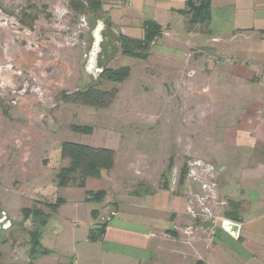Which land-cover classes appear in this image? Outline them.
<instances>
[{
	"label": "rangeland",
	"instance_id": "rangeland-1",
	"mask_svg": "<svg viewBox=\"0 0 264 264\" xmlns=\"http://www.w3.org/2000/svg\"><path fill=\"white\" fill-rule=\"evenodd\" d=\"M100 1L109 10L78 11L87 0H0V220L6 217L0 222V264H63L70 260L72 245L67 232L58 234L56 230L69 227L83 191L57 188L55 175L68 164L61 156L64 142L116 152L118 167L113 174L95 180V188L113 186L132 194L169 186L183 195L191 187L192 200L197 203L195 228L205 214L200 198L207 196L209 219L227 210L217 193L216 160L201 154L205 143L200 139L199 93L186 94L189 82L198 87V73L189 69L188 62L197 46L185 48V59L172 64L157 54L148 60L121 55L111 68L131 67V76L123 83L94 77L86 71L92 32L118 2ZM183 26L172 33L180 32L184 41H190V35L195 36L199 29H190L186 22ZM103 35L100 66L117 51V40L108 32ZM90 87L117 88L119 93L107 108L65 100V96ZM72 125L92 126L93 133L80 134ZM183 169L188 173L181 184ZM206 182L212 191L201 194L199 188ZM59 197L66 198L69 205L44 228L41 245L48 253L32 261L29 231L38 220L25 219L23 210L35 205L49 213L44 205ZM88 203H92L90 212L100 209L99 203ZM7 223L10 225L4 228Z\"/></svg>",
	"mask_w": 264,
	"mask_h": 264
},
{
	"label": "crops",
	"instance_id": "crops-1",
	"mask_svg": "<svg viewBox=\"0 0 264 264\" xmlns=\"http://www.w3.org/2000/svg\"><path fill=\"white\" fill-rule=\"evenodd\" d=\"M186 1H118L107 18L120 35L133 39L144 38L145 22L163 27L148 59L157 54L172 64L185 59V48L197 46L188 62L198 73V87L189 82L186 94L199 93L201 154L216 160L223 205L240 207L234 221L238 236L223 228L229 220L225 213L209 219L207 196L199 200L203 219L193 227L197 203L190 186L183 195L171 187L130 194L113 186L95 188L96 181L89 179L85 189L67 188L83 193L69 227L57 230L67 232L72 245L70 260L63 264H264V0H210L209 23L184 41L182 33L172 31L187 21L178 13ZM117 167L116 159L115 168L100 180ZM87 190L107 191L94 210L99 211L96 220ZM199 190L205 192L202 186ZM63 199L58 213L69 205ZM184 226L193 232L194 242H188L186 230L180 231ZM94 233L100 238L92 240Z\"/></svg>",
	"mask_w": 264,
	"mask_h": 264
},
{
	"label": "trees",
	"instance_id": "trees-1",
	"mask_svg": "<svg viewBox=\"0 0 264 264\" xmlns=\"http://www.w3.org/2000/svg\"><path fill=\"white\" fill-rule=\"evenodd\" d=\"M103 3L100 0H87L86 5L81 4L78 11L90 9L93 12L103 11ZM186 18V23L190 29H198V26L207 25L210 21V0H187L185 8L178 11ZM108 25L112 24L105 19ZM145 35L143 39H133L122 36L124 44L123 55L139 59L147 60L151 54L154 44L163 36L164 29L153 21L144 23ZM131 67L124 66L118 69L110 68L101 78L115 83H123L131 76ZM118 89L111 91L99 90L96 87H90L85 91H77L72 95L65 96L67 102L80 103L93 108H107L118 96ZM72 130L80 134H92L93 127L89 125H72ZM61 156L68 161V164L62 167L55 175L57 188H86L89 179L99 180L104 172H111L116 164V152L108 148H96L78 143L64 142L61 145ZM187 170L183 169L181 173L180 183L184 184L187 177ZM169 186H164L168 188ZM148 190L145 193H152ZM107 195L106 190H87L86 201L102 203ZM66 201L59 197L55 203H46L44 206L48 209L46 213L44 209L33 207L23 210L25 219L34 218V227L29 231L30 258L32 261L39 256L48 253L41 245V238L44 228L49 224L52 216L56 215ZM239 205L229 203L228 209L225 211V217L229 220H238ZM99 211H93L92 216L96 220ZM101 234L94 233L92 240L100 238Z\"/></svg>",
	"mask_w": 264,
	"mask_h": 264
},
{
	"label": "water",
	"instance_id": "water-1",
	"mask_svg": "<svg viewBox=\"0 0 264 264\" xmlns=\"http://www.w3.org/2000/svg\"><path fill=\"white\" fill-rule=\"evenodd\" d=\"M104 32H108L117 40V51L112 55L108 61L100 66L101 54L103 52V43H104ZM92 36L94 39L92 49L90 50L86 71L87 73L93 75L94 77H101L105 72H107L112 63L117 60L124 53L123 49V38L122 36L111 26L108 25L105 19L98 21L96 28L92 32ZM6 217H3L1 221L5 220ZM10 224L7 223L4 225V228H7ZM223 228L229 232L233 237L238 236L239 232V224L232 220H226L223 222ZM58 230V229H57ZM56 230V232H58Z\"/></svg>",
	"mask_w": 264,
	"mask_h": 264
},
{
	"label": "built area",
	"instance_id": "built-area-1",
	"mask_svg": "<svg viewBox=\"0 0 264 264\" xmlns=\"http://www.w3.org/2000/svg\"><path fill=\"white\" fill-rule=\"evenodd\" d=\"M114 1H123V2L125 1L126 2L127 0H114ZM212 170H213V168H212ZM212 186H214V185H212ZM202 188L204 189V191H207V192L208 191L209 192L212 191L211 186L207 182L202 185ZM200 201H202V199ZM189 212H192V211L189 209ZM185 234L187 235L188 242L190 243L191 242V239H192V236H193V232L190 229H186Z\"/></svg>",
	"mask_w": 264,
	"mask_h": 264
}]
</instances>
